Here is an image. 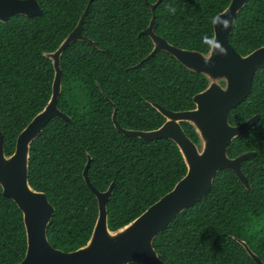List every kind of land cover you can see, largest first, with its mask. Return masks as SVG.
Here are the masks:
<instances>
[{
  "label": "trees",
  "instance_id": "1",
  "mask_svg": "<svg viewBox=\"0 0 264 264\" xmlns=\"http://www.w3.org/2000/svg\"><path fill=\"white\" fill-rule=\"evenodd\" d=\"M42 11L13 14L0 22V130L4 152L14 150L18 133L39 112L51 93L53 67L44 54L55 50L75 27L88 0H37ZM156 0H92L82 23L91 39L70 43L60 56L58 108L70 118L51 119L31 142L28 183L45 193L54 212L46 227L52 247L72 251L84 245L97 217V201L82 171L104 191L107 226L116 230L141 214L185 174L176 144L165 138L145 140L117 131L152 130L164 118L151 105L171 111L194 107L193 96L207 79L181 65L172 55L152 49L140 32ZM230 0H161L154 9L155 34L179 48L206 53L213 19ZM245 55L264 46V0H247L238 11L229 37ZM143 60V61H142ZM254 114L258 120L230 142L235 157L254 151L241 163L250 189L231 170L213 178L206 196L176 215L153 239L166 264H255L236 239L243 240L264 262V65L257 68L248 96L228 113L231 125ZM195 143L194 128L181 122ZM26 251L22 214L0 187V264H18ZM139 264V263H127Z\"/></svg>",
  "mask_w": 264,
  "mask_h": 264
},
{
  "label": "water",
  "instance_id": "2",
  "mask_svg": "<svg viewBox=\"0 0 264 264\" xmlns=\"http://www.w3.org/2000/svg\"><path fill=\"white\" fill-rule=\"evenodd\" d=\"M91 1H87L75 27L58 47L44 54L53 67L49 99L18 133L10 155L4 152L0 130V187L2 194L11 199L20 210L26 235V251L18 264H166L157 255L153 239L176 215L206 196L217 172L233 171L243 186L250 189L249 181L241 170V163L255 152L248 151L229 157L227 149L232 139L246 132L260 116L254 114L237 125H231L228 113L250 93L254 73L264 65V46L241 55L229 42L235 17L247 0H230L214 17L213 37L206 53L179 48L155 34L154 9L161 0L150 5V21L140 34L150 37L152 49L143 60L149 59L158 51L167 52L188 70L202 74L207 79V86L193 96L194 107L188 110L171 111L151 102L164 118L163 123L155 129L135 130L121 127L115 119L116 108L108 100L112 106L111 119L115 129L127 137L134 136L145 140L165 138L173 141L183 158L186 172L171 190L136 218L111 231L107 226L106 204L113 183L104 191L97 190L91 184L87 175L91 161L88 155L82 176L96 198L97 217L84 245L72 251H62L52 247L46 235V227L54 207L45 193L34 190L28 183L29 147L51 119L70 120L57 106L62 77L60 56L72 42L87 41L93 44L91 39L82 34V23ZM41 11L37 0H0L2 23H6L13 14L32 17L39 15ZM223 21H227L226 27L222 26ZM181 122L194 128L198 143L187 136ZM236 240L255 264H264L245 241Z\"/></svg>",
  "mask_w": 264,
  "mask_h": 264
},
{
  "label": "clouds",
  "instance_id": "3",
  "mask_svg": "<svg viewBox=\"0 0 264 264\" xmlns=\"http://www.w3.org/2000/svg\"><path fill=\"white\" fill-rule=\"evenodd\" d=\"M222 26L226 27L227 26V21L222 22Z\"/></svg>",
  "mask_w": 264,
  "mask_h": 264
}]
</instances>
